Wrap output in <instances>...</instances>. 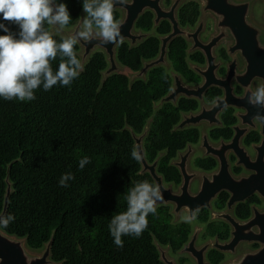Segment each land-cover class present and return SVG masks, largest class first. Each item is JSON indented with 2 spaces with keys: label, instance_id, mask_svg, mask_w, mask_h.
<instances>
[{
  "label": "trees",
  "instance_id": "obj_1",
  "mask_svg": "<svg viewBox=\"0 0 264 264\" xmlns=\"http://www.w3.org/2000/svg\"><path fill=\"white\" fill-rule=\"evenodd\" d=\"M58 2L67 5L71 20L65 28H72L83 13V0ZM199 15V5L189 3L180 12L181 24L194 26ZM120 17V12L114 11V19L118 21ZM153 20L154 15L147 12L139 20L138 29L153 31ZM5 23L12 31H18L12 22ZM45 27L52 31V25ZM170 31L171 25L166 21L155 36L139 47L131 49L128 43L122 44L118 49L119 63L128 72L139 71L144 60L159 55V37ZM53 38L59 42L65 37ZM187 49L186 41L177 39L170 48L169 59L186 82L197 83L200 79L189 68L188 61L203 64L204 57L200 53L188 57ZM74 51L81 60L78 44ZM221 57L228 59L224 50ZM59 62V56L51 61L54 70ZM108 67L105 54L96 52L70 86L57 84L49 91L39 88L32 101L0 99V214L6 197L8 167L21 159L13 164L10 173L13 193L8 213L15 219L2 229L10 235L26 237L28 246L35 251H42L56 231L52 259L62 264H163L154 239L163 246L170 245L176 253L191 234L190 224L173 223L169 207H158L156 214H149L147 227L139 237L122 236L123 247L114 244L108 224L113 215L126 210V193L135 182L154 183L150 175L141 174L140 161L131 156L136 148L132 131L141 135L149 120L154 119L145 141L146 157L153 163L164 153L159 173L166 183L179 184V171L170 163L187 145L198 144L200 130L174 129L182 113L197 111L199 104L182 99L178 106L167 103L156 108L172 87V78L164 68L153 70L147 80H136L131 87L127 72L115 74L101 88ZM221 94L219 89L210 90L207 101L213 102ZM222 119L224 127L210 131L215 141L230 140L233 136L232 126L237 122L233 111L228 110ZM259 138V134L252 133L246 144L258 142ZM82 156H87L90 163L79 169ZM194 166L212 171L217 163L211 158H197ZM69 171L75 179L68 182V187L60 186L61 175ZM227 199L223 194L215 208H224ZM237 216L248 218L249 205L240 206ZM198 221L208 223L206 232L210 236L228 239L229 228L210 223L208 211L201 212ZM209 259L212 264H220L223 256L211 252Z\"/></svg>",
  "mask_w": 264,
  "mask_h": 264
},
{
  "label": "water",
  "instance_id": "obj_2",
  "mask_svg": "<svg viewBox=\"0 0 264 264\" xmlns=\"http://www.w3.org/2000/svg\"><path fill=\"white\" fill-rule=\"evenodd\" d=\"M188 0H172L170 8L165 6V0H123L114 6V11H121L122 18L119 21L121 39L115 42L103 43L102 38L93 37L90 40H81L79 45L80 58L84 71L86 64L96 52H102L107 58L108 69L103 73L101 88L113 75L125 73L126 68L118 62V48L121 44L128 42L131 48L138 47L145 39L151 36L137 30L139 19L147 12L152 11L155 15V27L162 21H169L172 25L170 34L160 38L161 49L159 56L150 61H143V68L136 73H130V87L136 80L147 79L148 74L155 68L166 67L171 69L168 61L169 48L179 37H184L192 44L189 52L200 50L207 58V66L191 67L203 77V83L191 86L184 82L183 78L172 73L173 86L169 94L164 97L159 106L165 103L178 104L180 98L197 99L201 102V110L197 113L183 114L182 120L176 130L185 128L202 127V138L199 150L204 157H213L219 162V168L213 173H204L192 169V159L197 152L192 145L179 154L178 160L172 165L180 170L183 177V185L177 192L172 186L166 188L164 178L158 173V162L150 164L145 155L144 142L147 138L153 119H151L143 134L137 135L132 131L135 147L142 150L144 158L141 163V174H150L162 194L160 205H173V214L179 220L182 213L191 215L193 210L197 212L203 209L212 211L214 220H223L232 226V239L228 243H220L218 238L197 247L196 242L200 229L196 228L191 241L181 251V254H189L197 264H210L207 253L210 249H217L224 253L237 255L238 249L243 242L249 244H261L258 250H246L232 260L224 264H264V210L254 208L253 217L245 222L239 221L234 210L238 203H243L250 197L258 194L264 199V122L254 119L255 116H264V106H253L249 103L248 96L256 86L264 85V11L262 20H258L255 14V6L258 3L264 5V0H199L202 4V17L195 29L182 28L179 21V10ZM86 14L83 12L79 20L69 31L58 29L52 25V35L68 37L74 35L80 27V23ZM209 18L215 20V32L207 42L201 39L206 30ZM225 44L228 48L232 61L228 64L226 77H219L218 69L221 62L218 61L216 49ZM241 60L243 64L241 66ZM238 82L244 89L243 96H237L234 92L233 83ZM212 87L224 90V96L216 100L214 105L205 103V95ZM227 105V107H225ZM235 107L244 109V113H238L240 122L234 127L235 135L229 142L221 141L214 143L208 134V129L221 127V114L226 108ZM252 130H260L263 136L262 142L254 145L256 156L253 157L243 146V139ZM234 153L237 158V166L244 167L250 174L235 176L231 169L229 155ZM14 161L8 167L6 178L7 191L3 211L8 214L10 197L13 193V185L10 180L11 168ZM195 180L201 181L200 191L197 194L191 192V184ZM231 194L227 209L224 212H215L213 202L223 192ZM196 217V215H195ZM192 220H195L192 219ZM56 231L52 233L51 239L45 244L42 251L32 250L28 246V239L10 235L0 228V264H62L52 259V247ZM154 243L160 254L163 264H178L171 257L170 249L163 248L156 239Z\"/></svg>",
  "mask_w": 264,
  "mask_h": 264
},
{
  "label": "clouds",
  "instance_id": "obj_3",
  "mask_svg": "<svg viewBox=\"0 0 264 264\" xmlns=\"http://www.w3.org/2000/svg\"><path fill=\"white\" fill-rule=\"evenodd\" d=\"M123 0H83L82 9L86 14L79 30L59 42L53 38L45 24L63 29L69 25L71 15L65 3L58 0H0V99L32 101L35 91L42 88L49 91L53 86H70L83 70L74 46L81 40L93 37L102 38L103 43L121 39L119 21L114 19V6ZM5 21L18 27L14 32ZM60 57L54 70L51 61ZM253 106H264V85L256 86L248 96ZM227 107V105H225ZM254 119L264 122V116ZM131 156L141 161L144 154L134 148ZM90 160L82 156L78 161L79 169H84ZM73 173L65 172L59 185L68 187L74 180ZM162 200L158 185L148 180L137 181L126 193V210L112 216L108 224L113 242L123 247L122 236L139 237L146 229L149 214H156L157 204ZM197 210L182 219L190 222ZM15 219L11 213L0 214V228H7Z\"/></svg>",
  "mask_w": 264,
  "mask_h": 264
},
{
  "label": "flooded vegetation",
  "instance_id": "obj_4",
  "mask_svg": "<svg viewBox=\"0 0 264 264\" xmlns=\"http://www.w3.org/2000/svg\"><path fill=\"white\" fill-rule=\"evenodd\" d=\"M191 2H195V3H197L198 5H199V11H200V15H199V18H198V20H197V22H196V24L194 25V26H183L182 24H181V21H180V12L189 4V3H191ZM171 5H172V0H165V6L167 7V8H170L171 7ZM258 6H262V13H261V16H260V18L258 17V15H257V7ZM202 4L200 3V1L199 0H188L181 8H180V10H179V14H178V17H179V21H180V25H181V27L182 28H187V27H190V28H192V29H195L196 27H197V25H198V23H199V21H200V19H201V17H202ZM118 12H120V14H121V17H120V19L122 18V12L121 11H119V10H117ZM263 11H264V5L262 4V3H258L256 6H255V14H256V17L258 18V20H260V21H263L262 20V14H263ZM147 12H151L153 15H154V13L152 12V11H147ZM146 12V13H147ZM145 13V14H146ZM144 14V15H145ZM143 15V16H144ZM142 16V17H143ZM141 17V18H142ZM140 18V19H141ZM120 19L118 20V21H120ZM139 19V20H140ZM154 20H155V15H154ZM154 20H153V31H151V32H144L143 30H140V29H138V27H137V30H140V31H142V32H144V33H150L151 34V36L149 37V38H151V37H153V36H155L156 35V30L159 28V26L161 25V23H163V22H166V21H162L160 24H159V26L158 27H155V23H154ZM139 22V21H138ZM167 22H169V21H167ZM170 23V22H169ZM137 25H138V23H137ZM170 25H171V23H170ZM209 29L211 30L210 31V33H209V35L207 36V38L205 39L204 37H205V35L208 33V31H209ZM171 31H172V25H171ZM171 31H170V33H171ZM214 32H215V20L213 19V18H209L208 19V21H207V24H206V30H205V32L202 34V36H201V39H202V41L203 42H207L209 39H210V37L212 36V34H214ZM170 33H168V34H170ZM168 34H166V35H168ZM166 35H163V36H166ZM163 36H160L159 37V40H160V38L161 37H163ZM180 38H182V39H184L185 41H186V43H187V45H188V49H187V56L188 57H190L191 55H193V54H196V53H200V54H202L203 55V57H204V63L203 64H199V63H196V62H193V61H188V65H189V68L199 77V79H200V81L199 82H197V83H188V82H186L185 81V79H184V77L180 74V73H178V72H176L174 69H173V65H172V63H171V61H170V59H169V54H168V61H169V63L171 64V69H167L166 67H158V68H164L169 74H170V76H171V78H172V73H177V74H179L182 78H183V80H184V82L186 83V84H188V85H191V86H197V85H200V84H202L203 83V77L202 76H200L191 66L192 65H196V66H199V67H206L207 66V58H206V55L204 54V52H202V51H200V50H197V51H193V52H189V50L191 49V47H192V44L191 43H189L184 37H179V38H177V39H180ZM148 39V38H147ZM176 39V40H177ZM175 40V41H176ZM145 41H146V39H145ZM144 41V42H145ZM174 41V42H175ZM173 42V43H174ZM126 43H128V42H126ZM172 43V44H173ZM124 44V43H123ZM129 44V43H128ZM142 44V43H141ZM140 44V45H141ZM122 45V44H121ZM120 45V46H121ZM139 45V46H140ZM129 46H130V44H129ZM138 46V47H139ZM172 46V45H171ZM171 46H170V48H171ZM130 48H131V46H130ZM135 48H137V47H135ZM170 48H169V51H170ZM119 49V48H118ZM131 49H133V48H131ZM160 49H161V40H160ZM222 50H224L225 52H226V55H227V57H228V59L227 60H225L224 58H222L221 57V51ZM159 53H160V51H159ZM216 55H217V57H218V61H220L221 62V66L219 67V69H218V75H219V77H226L227 76V74H228V64L232 61V57H231V55L229 54V51H228V48H227V46L225 45V44H223V45H221V46H219L217 49H216ZM117 56H118V54H117ZM159 56V55H158ZM157 56V57H158ZM156 57V58H157ZM156 58H154V59H156ZM151 60H153V59H151ZM144 61H150V60H144ZM119 62V61H118ZM242 64H243V61L241 60V66H242ZM121 65V64H120ZM122 66V65H121ZM122 67H124V66H122ZM142 68H143V62H142ZM141 68V69H142ZM158 68H155V69H158ZM140 69V70H141ZM155 69H153V70H155ZM139 70V71H140ZM152 70V71H153ZM139 71H137V72H139ZM151 71V72H152ZM126 72L128 73V76H129V74L130 73H136V72H128L127 71V69H126ZM125 72V73H126ZM150 72V73H151ZM149 73V74H150ZM149 74H148V76H149ZM148 76H147V79H148ZM129 79H130V77H129ZM147 79H145V80H147ZM140 80V79H139ZM142 80V79H141ZM172 86H173V78H172ZM233 87H234V92H235V94L237 95V96H243L244 95V93H245V89L238 83V82H234L233 83ZM171 89H172V87H171ZM213 89H219L220 91H221V95L220 96H218V97H216L215 98V100L213 101V102H208L207 101V94L209 93V91L210 90H213ZM171 91V90H170ZM169 94V93H168ZM167 94V95H168ZM166 95V96H167ZM165 96V97H166ZM224 96V90L223 89H221V88H218V87H212V88H210L209 90H208V92L206 93V95H205V103L207 104V105H209V106H211V105H214L215 104V102H216V100L217 99H219V98H222ZM163 99V98H162ZM161 99V100H162ZM182 99H187V98H184V97H182V98H180L179 99V101H178V104H179V102H180V100H182ZM187 100H193V101H196V102H198V104H199V107H198V110L197 111H192V112H189V113H197V112H199L200 110H201V102L199 101V100H197V99H187ZM161 102V101H160ZM160 102H159V104H160ZM159 104L156 106V108H159V107H161V106H159ZM165 104H167V103H165ZM170 104H173V103H170ZM178 104L177 105H174V106H178ZM164 105V104H163ZM162 105V106H163ZM228 110H232L233 111V116L236 118V124L234 125V126H232V131H233V136H232V138L230 139V140H225V139H220V140H218V141H215V140H213L212 138H211V136H210V131H212V130H214V129H220V128H223L224 127V123H223V119H222V117H223V115L228 111ZM245 112V110L244 109H237V108H235V107H229V108H226L225 110H224V112L221 114V121H222V126L221 127H214V128H211V129H208V134H209V136H210V139H211V141L212 142H214V143H219V142H221V141H225V142H229V141H231L232 139H233V137H234V135H235V132H234V127L240 122V120H239V118H238V113H244ZM189 113H182V115L183 114H189ZM182 115H181V120H182ZM153 119V118H152ZM151 120V119H150ZM149 120V121H150ZM181 120H180V122H181ZM153 121H154V119H153ZM148 124V123H147ZM179 125V124H178ZM177 125V126H178ZM147 126V125H146ZM152 126V125H151ZM176 126V127H177ZM176 127H175V129L174 130H176ZM146 128V127H145ZM191 128H196V127H191ZM185 129H189V128H185ZM185 129H183V130H185ZM196 129H199L200 130V140H199V142H198V144H196V145H192V144H189V145H192L195 149H197V152H196V154L194 155V157H193V159H192V169L193 170H195V171H200V172H204V173H213V172H215L216 170H218V168H219V162L217 161V159H215V158H213V157H204L203 156V153H202V151H200L199 150V147H200V142H201V138H202V130H203V128L202 127H200V128H196ZM145 131V130H144ZM150 131H151V128H150ZM150 131H149V134H150ZM177 131V130H176ZM144 133V132H143ZM142 133V134H143ZM252 133H257V134H259V141L258 142H255V143H252V144H250V145H247L246 144V140H247V138L252 134ZM149 134H148V136H149ZM148 136H147V138H148ZM146 138V139H147ZM146 139H145V141H146ZM262 139H263V136H262V134L260 133V130H258V131H256V130H252V131H250L248 134H247V136L243 139V146L247 149V151L253 156V157H255L256 156V152H255V150H254V148H253V146L254 145H258V144H260L261 142H262ZM189 145H187V147L183 150V151H180L179 153H178V155H177V157L175 158V159H173L172 161H171V163H170V166H173L172 165V162L174 161V160H178V158H179V154L181 153V152H184V151H186L187 150V148H188V146ZM144 148H145V142H144ZM145 155H146V149H145ZM163 155H164V153H161L160 155H159V157L153 162V163H155L157 160H159V162H158V173H159V164H160V160L162 159V157H163ZM147 158V157H146ZM197 158H203V159H206V158H211V159H213V160H215L216 161V163H217V166H216V168L214 169V170H212V171H203V170H200V169H198V168H196L195 166H194V162H195V160L197 159ZM229 159H230V162H231V169H232V172H233V174L235 175V176H241L242 174H250V172H248V171H246L245 170V168L244 167H239V166H237V161H238V158H237V156L234 154V153H231L230 155H229ZM148 160V159H147ZM149 162V161H148ZM150 164H153V163H151V162H149ZM174 168H176L178 171H179V174H180V177H181V181H180V183L179 184H174V183H170V184H168V183H166V181H165V178H164V176L162 175V174H160L159 173V175H161L163 178H164V185H165V187L166 188H169L170 186H172V189H173V191L174 192H177L178 190H179V188L183 185V177H182V175H181V173H180V170L177 168V167H175V166H173ZM141 170H142V168H141ZM236 170H238L237 172H236ZM146 174H148V173H146ZM146 174H142V175H146ZM148 175H150V174H148ZM150 177L152 178V176L150 175ZM153 179V178H152ZM153 181H154V179H153ZM154 183H155V181H154ZM156 184V183H155ZM200 187H201V181L200 180H195V181H193L192 182V184H191V192L193 193V194H197L199 191H200ZM223 194H225V195H227L228 196V199H227V201H226V203H225V206H224V208H222V209H216L215 208V203H216V201L223 195ZM230 197H231V194L229 193V192H226V191H223V192H221L219 195H218V197H217V199L213 202V210L215 211V212H224L226 209H227V205H228V202H229V200H230ZM242 205H249V207H250V216L248 217V218H246V219H240V218H238V216H237V210H238V208L240 207V206H242ZM158 207H169L170 209H171V216H172V219H173V223L174 224H177V223H187V224H190V226H191V234H190V236H189V240H188V242L183 246V248L181 249V250H179L178 252H176V253H174L173 251H172V248H171V246L170 245H167V246H163V245H161L159 242V244L163 247V248H169L170 249V255H171V257H173L174 259H176V261H177V263L178 264H197L196 263V261H195V259L194 258H192L189 254H181V251L185 248V246L191 241V238H192V236L195 234V232H196V228H198V229H200L201 231H200V233H199V237H198V240H197V242H196V246L197 247H199V246H202V245H204V244H206L207 242H209V241H213V240H215L216 238H218V240H219V242L220 243H228L231 239H232V232H233V229H232V226L229 224V223H227V222H225V221H223V220H218V219H216V220H214L213 219V217H212V211L211 210H209V209H203V210H201V211H199V212H197V214H196V217H195V220H191L190 222H186V221H184L183 219H182V217L183 216H185V215H187V213L186 212H184V213H182V215L180 216V218H179V220H176V216L173 214V209H174V206L173 205H160V206H158ZM157 207V208H158ZM254 208L255 209H258V210H264V199L260 196V195H258V194H256V195H254V196H252V197H250L248 200H246L245 202H243V203H238L237 205H236V207H235V210H234V214H235V216H236V218L239 220V221H241V222H245V221H248V220H250L252 217H253V215H254ZM203 211H208L209 212V222L210 223H220V224H224V225H226L228 228H229V237H228V239H226V240H222L220 237H219V235H215V236H210L207 232H206V230H207V225H208V223H202V222H200V221H198V215L201 213V212H203ZM155 238V237H154ZM157 240V239H156ZM261 248V244H255V243H252V244H249V243H247V242H243L242 243V245L240 246V248L238 249V252H237V255H233V254H230V253H224V252H221V251H219V250H217V249H210L209 251H208V253H207V259H208V261H209V263L210 264H212L211 263V261H210V259H209V255H210V253L211 252H218V253H220L222 256H223V259H222V262L220 263V264H224V263H226L227 261H229V260H232V259H234L235 257H237L238 255H241L244 251H246V250H258V249H260Z\"/></svg>",
  "mask_w": 264,
  "mask_h": 264
},
{
  "label": "rangeland",
  "instance_id": "obj_5",
  "mask_svg": "<svg viewBox=\"0 0 264 264\" xmlns=\"http://www.w3.org/2000/svg\"><path fill=\"white\" fill-rule=\"evenodd\" d=\"M261 13H262V6H258L257 7V15H258V17L260 18V16H261ZM73 28V27H72ZM72 28H63L64 30H66V31H69V30H71ZM210 29H209V31H208V33L205 35V39L207 38V36L209 35V33H210ZM58 35H60V34H58ZM193 264V263H192Z\"/></svg>",
  "mask_w": 264,
  "mask_h": 264
}]
</instances>
